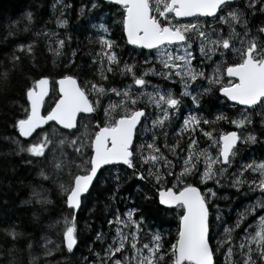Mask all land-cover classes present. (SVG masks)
I'll return each mask as SVG.
<instances>
[{
    "label": "snow or ice",
    "instance_id": "1",
    "mask_svg": "<svg viewBox=\"0 0 264 264\" xmlns=\"http://www.w3.org/2000/svg\"><path fill=\"white\" fill-rule=\"evenodd\" d=\"M109 2L119 5L122 9L121 23L127 36V42L142 48L154 49L156 59L159 61V70L156 67L147 68L137 76L131 65L125 64L119 67L117 57L111 51L113 42L101 37L100 42L105 46L104 53L109 67L103 68L102 66L100 79L106 81L107 76L104 73L112 72L111 65L117 64L121 75L129 74L132 83L120 89H106L102 83L95 82H86L85 86L81 87L74 76L64 75L56 81L59 85L60 99L55 102V107L51 108L47 115L42 116L40 108L48 93L49 84L48 78L42 77L26 89L25 95L30 108L25 109L24 118L17 119L14 127L22 137L32 136L36 129L49 121L62 125L64 129H74L78 113H93L101 106L102 97L114 93L119 99L118 102L110 100L104 106L106 117L104 126L99 127V130L95 131L92 136L85 132L81 137H72L70 140L66 136L54 140L41 131L37 135V142L20 150L27 151L32 157L48 158L57 176L68 170L67 174L70 177L68 187H65L63 183H58L57 187L66 197L65 202L69 209L79 208L82 194L89 191L98 171L105 165H126L127 168L133 170L135 177L144 180V172L135 170L134 160L138 158L141 166L149 165L147 177L154 179L158 184H162L166 176L175 175L173 187H160L159 189V199L162 205L176 206L183 211V215L179 217L176 239L169 251L167 253L162 251L159 235L153 236L151 245L137 246L139 226L143 218L136 220L135 210L129 209L122 214L123 218L121 213L117 212L113 219L108 221L110 225L115 223L116 231L112 237V243L104 250V256L109 258L111 264H161L165 255L170 256L168 264H214V253L209 243L211 224L207 202L216 193L212 189L205 188L206 194H202L198 187L186 183L185 178L198 176L201 184L213 180L219 184L220 178L225 175L232 163V157L236 154L235 146L240 137L237 132L233 131L220 133L217 139L212 131L201 130L203 136L211 143L208 148L199 149L192 133L200 127L201 122L208 124L209 121H202L194 113L189 114L184 118L178 135L188 134L190 142L187 143L186 154L177 158L180 172L174 173L172 161L156 145L158 137L155 130L162 129L171 122L172 115L181 101L174 95L172 89H161L157 85H151L145 77L152 74L164 80L176 79L182 88L181 95L191 96L194 104L198 102V96L201 93L193 94L188 90L189 85L198 78L207 79L209 88H205L204 92H208L212 85H220L219 92L226 97L227 101L245 106V109L251 111L261 108L264 113V40L250 34L244 13L239 8H230L234 0H109ZM245 4L246 7L252 9L257 6L258 0H245ZM225 9L229 10L225 11ZM259 9L264 12V0H259ZM26 15L31 20V13ZM179 17H193L196 18V22L185 24L174 22L175 18ZM200 17H212L218 26L207 25L205 27L199 21ZM65 23L64 20H58L60 25ZM237 25L245 29L243 34L236 31ZM225 27L227 34L223 31ZM257 31L264 33V26L259 27ZM56 43L57 48L63 45L62 40ZM18 48L27 50L29 53L32 51L31 45H19ZM197 48L201 56V65L205 61H212L217 54L223 58L226 51L235 54L238 62L228 63L225 68L224 61L221 59L214 64L211 72L206 74L193 65V52ZM12 60L16 61L18 57L13 55ZM222 73H226L230 78L227 83L221 80ZM7 75V71L0 72V81L6 80ZM149 87L152 91H147ZM90 94L96 97L95 100H90ZM138 103L153 106L155 117L152 118L144 107H137ZM117 114L118 118H116ZM142 118L144 122L151 119L152 128L149 129L145 123L143 130L153 132L152 140L146 145H139L134 152V132L138 124L142 122ZM215 119L227 118L221 114ZM231 123L239 128L246 123H251V118L242 113L241 118L232 119ZM57 135L59 133L53 129V137ZM246 140L255 142L256 137L249 134ZM66 147L71 148L75 153L72 160L68 159V154L65 152ZM164 147L169 153L175 155L179 142L172 145L165 142ZM211 149H216L215 156ZM180 151L185 150L181 148ZM201 165L202 171L200 170ZM73 167L83 174L73 175L71 172ZM245 171H250L254 179H243ZM39 175L46 180L50 179L43 169ZM242 183H247L252 191L259 190L264 196V161L242 166L239 174H234L232 184L234 187H239ZM177 184L182 186L174 191ZM32 195L38 197V202L50 203L46 196L41 197L40 192L33 190ZM257 208L264 213V200L255 202L245 212H242L234 227H240L245 216ZM64 225L62 241L67 250L72 252L77 244L76 228L67 217L64 218ZM249 227H254V231L249 232L245 229L246 235L239 244L243 264H258V262L264 264V215H260L255 225ZM125 229L128 231L125 232ZM231 231V229H225V233L228 234L227 241H218V244H228V251L225 255L229 260L233 252ZM9 234L13 238L17 235L14 231ZM102 238V234L97 233V239ZM126 242L132 249L131 257L126 256L122 260L115 259V255L125 249ZM47 254L46 252L45 255ZM253 254L256 259H253Z\"/></svg>",
    "mask_w": 264,
    "mask_h": 264
},
{
    "label": "trees",
    "instance_id": "2",
    "mask_svg": "<svg viewBox=\"0 0 264 264\" xmlns=\"http://www.w3.org/2000/svg\"><path fill=\"white\" fill-rule=\"evenodd\" d=\"M258 6L257 4L255 8L249 9L245 0L236 2V7L245 15L251 35L264 40V33L257 31L264 26V12ZM27 13H31V20ZM121 14L119 5L102 0H0V72L8 73L7 79L0 81V264H30V261L32 264H111L109 258L104 256V250L112 243L116 225H110L108 221L117 212L123 216L129 209L135 210L136 220L143 218L139 230L141 240L148 241L151 235H159L162 251L167 253L176 239L179 216L183 211L163 207L158 200L160 187H173L175 175L166 176L163 183L158 184L147 177L149 165L141 166L138 158L134 160L135 170L144 172V180L135 177L133 170L126 166L106 167L89 194L84 197L82 207L75 211L68 208L66 197L57 187L58 183L68 187V170L57 176L48 158L32 157L27 151H21V148L26 149L31 142L23 140L14 127L15 121L24 118L25 109H29L26 89L42 76L56 79L65 74L73 75L78 78L82 87L86 82H95L102 83L106 89H120L132 83L129 74L121 75L117 64L111 65L112 72L104 73L106 81L100 79L102 66L109 67L104 53L105 46L100 42L101 37L113 42L111 51L115 53L119 67L131 65L136 75H140L142 59L147 54L128 44ZM58 20L66 23L60 25ZM58 40L63 41L59 48L56 43ZM19 45H31V53L19 50ZM13 55L18 60L13 61ZM232 62L233 58L229 57V63ZM118 99L114 93L102 97L101 106L93 115L81 117L76 129L79 130L85 124L90 136L94 135L99 127L104 126V106L110 100L118 102ZM52 104L53 101L47 102L45 111H49ZM202 109L201 120L209 123L201 122L200 127L192 133L199 149L208 148L210 144L201 130L212 131L213 136L215 133L219 136L220 133L243 128L248 132L250 130L256 137L254 145H249L254 142L244 143V139L240 140L233 156L234 164L220 179L219 184L215 180L201 184L198 176L185 178L186 183L200 186L203 192L205 188H211L216 193L213 199L208 200L210 242L215 264H243L239 244L246 235L243 229L246 226L249 228L253 215H246L240 227L234 226L238 216L258 199L264 200V196L259 190H250L247 183L234 187L232 181L233 174L240 172L241 167L237 163L239 160L245 162L253 157L264 158V113L261 108L257 109L251 123L238 128L231 120L239 119V107L230 108L221 103L218 109L213 110V102L208 98L202 101ZM221 114L227 119L219 120L216 125L214 116ZM180 127L181 124L167 123L164 128L155 130L158 137L156 145L172 161L174 173L180 171L177 158L186 154V146L190 142L188 134L178 135ZM53 129L58 130L54 123H49L40 131L46 130L50 136ZM77 130L65 132L73 134ZM152 135V131L138 130L134 152L142 141L143 145L151 142ZM165 142L169 145L179 142L175 155L167 151ZM181 148L185 151L181 152ZM66 149L69 151L70 148ZM42 169L50 179L46 180L39 175ZM200 170H203L202 165ZM71 172L73 175L80 174L75 167ZM242 178L252 180L254 175L245 171ZM180 186L182 185L177 184L174 189L178 190ZM33 190L40 192L41 197L46 196L50 203L38 202V197L32 195ZM65 217L76 228L77 245L72 252L67 250L62 241ZM219 222L232 230L230 235L233 252L230 260L225 255L228 244H218V241L228 240L225 230L218 231ZM12 231L17 234L15 238L9 234ZM97 233H101L103 238L97 239ZM115 259L122 260V254L117 253ZM253 259H256L255 254ZM169 260L170 256L165 255L161 264H168Z\"/></svg>",
    "mask_w": 264,
    "mask_h": 264
},
{
    "label": "flooded vegetation",
    "instance_id": "3",
    "mask_svg": "<svg viewBox=\"0 0 264 264\" xmlns=\"http://www.w3.org/2000/svg\"><path fill=\"white\" fill-rule=\"evenodd\" d=\"M103 1V0H102ZM239 1V0H235L231 5H230V8H237L236 7V2ZM258 5H259V0H258ZM259 7V6H258ZM229 9H225V11H227ZM221 15H223L224 13H220ZM218 19V17H217ZM176 21H179L181 20L182 22H186V21H191V22H196V18H187V19H179V18H175ZM174 21V22H176ZM199 21L205 26L207 27V25H212L213 27H217V23L213 20L212 17H200L199 18ZM226 27L223 29L224 33L226 32ZM109 40V39H108ZM110 41V40H109ZM141 51H143L144 53L146 52L147 56L142 59V66H141V72H144L147 68H152V62H149V59L150 57H152V54L155 52V50H144V49H139ZM194 60H193V65L198 67L200 69V66H201V56H200V53L198 51V48L197 50L194 51ZM227 57H234L233 58V62H238V57L236 55H234L231 51H228L227 52ZM222 58L217 54L216 56L213 57V60L212 61H205L202 65V71H204L206 74L207 73H210V70L211 68L214 66V64L221 60ZM229 61L225 62L224 63V67H226L228 65ZM158 63L157 62H154V65H157ZM67 75V74H65ZM223 79L222 81L224 83H227V81L230 79L228 76L225 75V73H223ZM61 76H64V75H61ZM59 76V77H61ZM49 77V76H48ZM57 77L56 79H52V91L49 95V97L47 98L48 99H54L56 98V95L59 94L58 93V90H57V86H56V80L59 78ZM145 79L147 81L150 82V84L152 83V80L153 81H156L158 83H163L164 84V88L163 89H168L166 88V85L169 86V87H173L174 88V95L176 97H179L180 98V105L179 107L175 110V112L173 113L172 115V120H171V124L172 123H175V124H182L184 118L186 116H188L189 114L191 113H194L196 114L199 118H203L202 117V101L204 99H210V101L212 100L213 102V110H215L216 108L218 109V107L220 106L221 103H223L224 105L230 107V108H235L236 106L239 107V109H243V110H247L245 109V106L244 107H241L239 105H235V104H232L231 102L227 101L226 98L222 97L220 92H219V87L220 85H212L210 90L208 92H204L203 90L205 88H209V82L207 79H201V78H198L197 81L195 82H192V84L189 85V91L192 92L193 94H197V93H201L199 96H198V102L197 103H193L192 101V97L191 96H182L181 93H182V88H181V85L180 83L175 79L171 80L172 82H169V80H163V79H158L156 75H152V74H149L145 77ZM54 92V94H53ZM59 97V96H58ZM57 97V99H58ZM56 99V100H57ZM47 102V101H46ZM56 102V101H55ZM54 102V103H55ZM53 103V105H54ZM52 105V106H53ZM138 106L139 107H144L145 108V111L150 114V116L152 118L155 117V111H152L153 109V106H149V105H146L145 103H138ZM52 108V107H51ZM50 108V109H51ZM259 109V108H256L255 111ZM154 110V109H153ZM248 111V110H247ZM46 113L48 111H45ZM217 114V111L215 112ZM93 115V114H92ZM83 116H91V115H81L79 117V119ZM218 115H215L214 116V119L217 117ZM216 121V125L219 123V120L215 119ZM78 123H79V120H78ZM145 123L147 124V126H152L151 125V119H149L147 122H144L142 120V123L140 125V130L141 132H143L144 130V126H145ZM78 127V126H77ZM76 127V128H77ZM75 128V129H76ZM73 129V130H75ZM68 131V130H67ZM72 131V130H71ZM214 137L215 138H218V135L215 133L214 134ZM143 139V138H142ZM144 143V141L141 142V145ZM211 143V142H210ZM239 144V143H238ZM216 150V149H215ZM205 184V183H203ZM258 213H261L260 211H258ZM254 217V216H253ZM220 219V217L218 218ZM221 220V219H220ZM250 225L254 224V219L249 222ZM226 229V226L223 225V223L221 224V222L218 223V231L219 232H223L224 230ZM247 229V226L243 229V231ZM251 228L249 227L248 230H250ZM254 229V227H253ZM252 229V230H253Z\"/></svg>",
    "mask_w": 264,
    "mask_h": 264
},
{
    "label": "rangeland",
    "instance_id": "4",
    "mask_svg": "<svg viewBox=\"0 0 264 264\" xmlns=\"http://www.w3.org/2000/svg\"><path fill=\"white\" fill-rule=\"evenodd\" d=\"M245 16V15H244ZM174 21H176V20H174ZM176 22H179V23H181V24H185V23H195V22H189V21H186V22H182L181 20H179V21H176ZM241 26L240 25H237L236 26V31L238 32V33H240V34H243V32H244V30L245 29H242L241 30ZM101 29H103L104 30V27H101ZM227 30V29H226ZM247 30H248V28H247ZM249 32H250V29L248 30ZM225 34H227V31H226V33ZM250 34H251V32H250ZM237 46H239L238 45V42H237ZM173 51H175V49H173ZM227 52L228 51H226V53H225V56L222 58L223 59V61H224V63L225 62H227V61H229V57H227ZM235 55V54H234ZM193 56H194V52H193ZM234 58V57H233ZM149 62H152V67H156L157 68V70H159V66H157V65H154V62H157L158 64H159V61L156 59V53L154 52L153 54H152V57H150V59H149ZM204 65V64H203ZM227 67V66H226ZM225 67V68H226ZM200 70L202 71L203 69H202V65L200 66ZM211 70H212V68H211ZM211 70H210V72H211ZM225 75H226V73H225ZM223 73H222V75H221V80L223 79ZM227 76V75H226ZM157 78L158 79H162L161 77H159V76H157ZM164 80V79H163ZM175 80V79H174ZM169 82H172L171 80H169ZM151 85H157V86H159L161 89H163L164 87V84L162 83H158V82H156V81H153L152 80V83H151ZM166 88H170V89H172V91H173V93H174V88L173 87H169V86H167L166 85ZM135 90V89H134ZM147 91H152V89H151V87H149L148 89H147ZM53 94H54V92H53ZM59 96V94H57V97ZM90 96V98H91V100H95V96L94 95H92V94H90L89 95ZM57 97L56 98H54V99H48L47 100V102H49V101H53V103L56 101V99H57ZM46 102V103H47ZM46 103H45V107H46ZM53 105V104H52ZM52 105H51V107H52ZM154 109V108H153ZM152 109V111H154ZM256 111H251V110H243V109H241L240 110V116H239V118H241V114L243 113L244 115H248V116H250V118H251V120L253 119V118H255V115H254V113H255ZM182 124H183V122H182ZM181 124V125H182ZM248 124V123H247ZM149 129L152 127V126H147ZM56 128H58V130L56 129V131L59 133V135H57V136H55V137H53V131L51 132V135L49 136V138H51V139H54V140H58V139H60L61 137H68V139H72V137H81L82 136V134H84L85 132L88 134V135H90V132H89V129H88V127L85 125V124H83L80 128H79V130H77V129H75V130H77V131H75L73 134H67L65 131H67V130H64V129H62V128H60L59 126H57L56 125ZM240 129V130H239ZM238 129V132H239V135H240V140H242V139H244V143H245V141H247L246 140V137L249 135V134H251V135H253L252 134V132L249 130V132L248 131H245L243 128H239ZM64 130V131H63ZM41 131H39L33 138H31L30 139V142L31 143H33V142H37V135L40 133ZM44 133H47L48 134V132L46 131V130H44L43 131ZM218 139V138H217ZM249 142V141H248ZM256 142H254V143H249V145H254ZM211 151H212V154H213V156H215V154H216V150L215 149H211ZM65 152L68 154V159L69 160H72L73 158H74V156H75V153L73 152V150L70 148L69 149V151L65 148ZM235 152H236V150H235ZM74 153V154H73ZM73 154V155H72ZM87 157L85 156V159H86ZM261 161H264V158H262V159H256L255 157H253V158H251V160L250 161H245V162H242L241 160H239L237 163H238V167H242V166H244V165H246V164H250V163H253V162H256V163H259V162H261ZM77 162H79V161H77ZM234 164V159H233V157H232V163L230 164V166L227 168V170L228 169H230L231 167H232V165ZM241 169V168H240ZM180 172V171H179ZM234 173V172H233ZM225 174H227V171H226V173ZM234 175V174H233ZM253 175V174H252ZM222 178V177H221ZM220 178V179H221ZM254 179V178H253ZM209 189H211V188H209ZM204 192H205V190H204ZM212 199H213V197H211ZM211 198L209 199V201L211 200ZM257 201H262L261 199H258ZM177 209V208H176ZM178 209H181V208H178ZM258 208L254 211V212H251V214L254 216V224L253 225H255V222H256V219L260 216V215H264V213H258ZM128 211V210H127ZM126 211V212H127ZM257 211V212H256ZM250 214V215H251ZM182 215V214H181ZM180 215V216H181ZM218 215V214H217ZM179 216V217H180ZM122 218H123V216H122ZM139 228H140V226H139ZM125 232H127L128 231V229H125L124 230ZM252 231H254V229L252 230ZM251 231V232H252ZM250 232V231H249ZM153 236L154 235H151L150 236V240H148V241H145V240H141V235H140V233H138V244H137V246L138 247H142L144 244H149V245H151V242H152V238H153ZM120 254H122V259L124 258V257H131V255H132V249H131V246H130V244H128L127 242H126V245H125V249L124 250H122V252L120 253ZM145 254H146V250H145Z\"/></svg>",
    "mask_w": 264,
    "mask_h": 264
},
{
    "label": "water",
    "instance_id": "5",
    "mask_svg": "<svg viewBox=\"0 0 264 264\" xmlns=\"http://www.w3.org/2000/svg\"><path fill=\"white\" fill-rule=\"evenodd\" d=\"M103 1H105V2H109V0H103ZM235 1V0H234ZM109 3H112V2H109ZM112 4H115V3H112ZM187 18H193V17H179V19H187ZM124 35H125V37H126V40H127V36H126V34L124 33ZM129 44V43H128ZM129 45H131V46H135V47H138V48H140V49H144V50H154V49H147V48H142V47H139V46H136V45H132V44H129ZM71 76H73V75H71ZM42 77H47L48 78V81H49V84H48V93H47V95L44 97V100H43V103L41 104V108H40V114L42 115V116H44V115H47V113L45 112V103H46V101H47V98L49 97V95H50V93H51V91H52V84H53V82H52V79L50 78V77H48V76H42ZM42 77H40V78H42ZM63 76H61V77H59L56 81H58L60 78H62ZM75 77V76H74ZM39 78V79H40ZM76 79H77V82H78V84L81 86V84H80V82H79V80H78V78L77 77H75ZM56 86H57V90H58V93H59V85L56 83ZM82 87V86H81ZM221 94V96L222 97H224L223 96V94L222 93H220ZM90 98V97H89ZM224 98H226V97H224ZM60 99V94H59V97H58V99L57 100H59ZM56 100V101H57ZM91 100V99H90ZM229 102H231L232 104H235V105H238L237 103H235V102H232V101H229ZM239 106H241V107H244V106H242V105H239ZM53 107H55V103H54V105L52 106V108ZM29 108H30V106H29ZM51 110V109H50ZM49 110V111H50ZM95 113V111L93 112V113H78L77 114V121H76V126H75V128L78 126V120H79V117L81 116V115H92V114H94ZM142 120H143V118H142ZM49 123H55V122H53V121H49V122H47L46 124H44V125H42V126H40V128H38V129H36L35 131H34V133H33V135L32 136H30V137H22V136H20L23 140H30L31 138H33L34 137V135L37 133V132H39L40 130H42V129H44ZM142 123V122H141ZM141 123L140 124H138V126H137V130L134 132V137H133V146H134V143H135V140H136V136H137V131H138V129H139V127H140V125H141ZM56 124V123H55ZM57 125V124H56ZM57 126H59L60 128H62V129H64L63 128V126L62 125H57ZM74 128V129H75ZM65 130H73V129H65ZM233 131H235V132H237V134H238V131L236 130V129H232V130H230V131H228V132H233ZM19 132V131H18ZM20 135V134H19ZM239 136V135H238ZM237 144H238V141H237ZM237 146V145H236ZM236 146H235V148H236ZM118 165H122V166H126V165H123V164H118ZM107 166H112V165H105V166H102V168L98 171V175H97V177L96 178H94V181H93V183L90 185V187H89V191L87 192V193H84V194H82V197H81V204H80V206H79V208H75L74 210L75 211H79V209L82 207V203H83V199H84V197L85 196H87L88 194H89V192L91 191V189H92V187L94 186V184H95V182L97 181V179H98V177L100 176V174H101V172L107 167ZM80 174H83V173H80ZM194 186H196V187H198L199 189H200V191H201V193L202 194H204V192H203V190L201 189V187L200 186H198V185H194ZM176 189H174V191H175ZM158 200H159V203H160V199H159V191H158ZM208 203V202H207ZM161 204V203H160ZM162 205V204H161ZM163 207H166V208H177L176 206H168V205H162ZM208 210H209V221H210V209H209V206H208ZM183 215V214H182ZM209 243H210V247L212 248V245H211V242H210V234H209ZM77 245V244H76ZM76 245L74 246V248L76 247ZM73 248V249H74ZM213 249V248H212ZM214 253V252H213ZM213 259H214V264H215V256L213 255Z\"/></svg>",
    "mask_w": 264,
    "mask_h": 264
},
{
    "label": "bare ground",
    "instance_id": "6",
    "mask_svg": "<svg viewBox=\"0 0 264 264\" xmlns=\"http://www.w3.org/2000/svg\"><path fill=\"white\" fill-rule=\"evenodd\" d=\"M65 130V129H64ZM70 131V130H69Z\"/></svg>",
    "mask_w": 264,
    "mask_h": 264
}]
</instances>
